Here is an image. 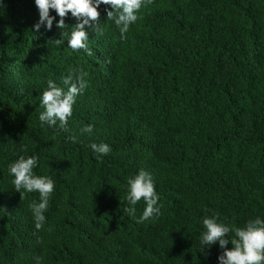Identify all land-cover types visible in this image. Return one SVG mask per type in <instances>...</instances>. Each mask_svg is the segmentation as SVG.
I'll list each match as a JSON object with an SVG mask.
<instances>
[{"label": "trees", "instance_id": "16d2710c", "mask_svg": "<svg viewBox=\"0 0 264 264\" xmlns=\"http://www.w3.org/2000/svg\"><path fill=\"white\" fill-rule=\"evenodd\" d=\"M106 7L102 31L86 26L88 50L74 52L75 18L35 32L34 0L0 6V264H218V242L200 251L203 219L264 218V0H151L123 39ZM75 69L88 87L66 130L42 126L47 82L67 91ZM93 142L111 153L96 159ZM19 154L56 184L39 230L38 193L15 191L8 174ZM141 170L160 214L137 223L124 209Z\"/></svg>", "mask_w": 264, "mask_h": 264}, {"label": "clouds", "instance_id": "9594fccd", "mask_svg": "<svg viewBox=\"0 0 264 264\" xmlns=\"http://www.w3.org/2000/svg\"><path fill=\"white\" fill-rule=\"evenodd\" d=\"M151 0H34L37 7L39 19L32 26L35 32L40 31L43 24L51 29L56 17L57 28H65V17L70 15L79 21L70 33H66L67 47L71 50H88V33L85 30L89 26L97 31H102L98 26L100 18L99 8H105L106 17L113 21L119 29L121 38L141 18L140 11L146 7ZM3 6V0H0ZM50 10L55 16L50 15ZM57 45L64 44V39H56ZM86 73L75 69L64 79L67 91L49 80L46 89L41 94L39 101L43 111L39 114L42 126L59 130H66L69 118L72 116L73 105L78 95H82L88 87L84 79ZM83 133L91 134L93 126L87 125L81 129ZM75 142L76 138H71ZM96 159H102L111 153V146L107 143H91L89 145ZM20 153H26L28 149L22 147ZM38 167V157L19 154L18 158L8 165V174L12 177L11 183L17 192L38 193L39 201H33L30 205L37 230L41 229L46 221L45 212L49 207L51 195L54 193L56 184L50 176L37 175L34 169ZM125 199L128 207L124 211L137 223H143L160 214L158 205L159 195L150 173L139 171L127 179V192ZM141 200L145 203L142 214L136 217V208ZM203 231L200 238V251L203 253L205 246L210 247L218 242L224 249L222 255L218 256V264H264V218L256 217L247 221L242 227H232L219 222L215 216L205 217L202 221ZM229 233H234V238H229ZM231 244L229 249L226 246ZM34 264H43L42 257H34Z\"/></svg>", "mask_w": 264, "mask_h": 264}]
</instances>
